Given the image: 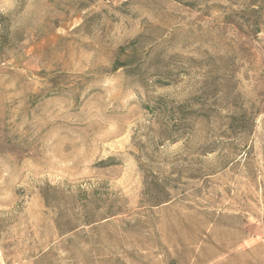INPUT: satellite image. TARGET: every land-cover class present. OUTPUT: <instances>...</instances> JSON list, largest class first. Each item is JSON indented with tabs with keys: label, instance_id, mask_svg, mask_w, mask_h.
I'll use <instances>...</instances> for the list:
<instances>
[{
	"label": "rangeland",
	"instance_id": "374dc122",
	"mask_svg": "<svg viewBox=\"0 0 264 264\" xmlns=\"http://www.w3.org/2000/svg\"><path fill=\"white\" fill-rule=\"evenodd\" d=\"M0 264H264V0H0Z\"/></svg>",
	"mask_w": 264,
	"mask_h": 264
}]
</instances>
